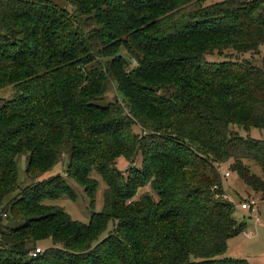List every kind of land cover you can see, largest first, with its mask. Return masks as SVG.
<instances>
[{
  "label": "trees",
  "instance_id": "16d2710c",
  "mask_svg": "<svg viewBox=\"0 0 264 264\" xmlns=\"http://www.w3.org/2000/svg\"><path fill=\"white\" fill-rule=\"evenodd\" d=\"M61 1L0 0V264H249L224 256L245 224L219 166L264 195V141L230 128L264 130V58L206 56L258 52L264 0ZM109 81L123 104H104ZM23 152L32 181L65 157L90 207L99 176L100 212L48 205L75 199L58 174L20 188Z\"/></svg>",
  "mask_w": 264,
  "mask_h": 264
},
{
  "label": "rangeland",
  "instance_id": "374dc122",
  "mask_svg": "<svg viewBox=\"0 0 264 264\" xmlns=\"http://www.w3.org/2000/svg\"><path fill=\"white\" fill-rule=\"evenodd\" d=\"M62 6H65L64 2L61 0H54ZM218 0H212V2H216ZM68 10H71L67 7ZM70 12V11H69ZM85 33L91 32V30L95 27L94 23L88 22L87 25L83 26ZM119 54L126 61L129 68L132 69L134 63L128 57L126 52L123 49L119 50ZM235 58L238 61L248 60L256 65L260 64V61L264 58V45L260 46L258 52L256 53H241L235 54L232 51H225L222 53V56L218 53H213L212 55H207L206 60L211 62H221L226 58ZM105 59H101L100 62L102 64L105 63ZM12 95L11 89H7L2 92L1 97L9 98ZM123 104L122 97L117 93L115 85L112 81H109L107 84V90L103 99L104 104L110 102H116ZM230 128L236 132L240 136H248L255 140L264 141V130L252 128L249 131H244L242 128L237 126H230ZM133 131L135 133H140V128L138 126L133 127ZM63 158V157H62ZM28 153L23 152L19 156L16 157L17 164V182L20 188H25L32 185L33 181L42 180L44 178L49 177L50 175L58 174L60 175L73 190L75 199L72 201L67 197L59 198L58 200H53L47 202L48 205L59 206L63 208L64 212L73 220L83 224H87L89 221V216L92 211L100 212L102 208V194L105 189V184L101 181L99 176H94V178L98 181V189L94 198V205L90 207V202L86 198L83 192V188L77 185L74 181L67 178L65 175V167H66V159L59 158V162L55 166L54 170L49 172L48 175H44L38 177L33 180L29 178L26 174V167L28 164ZM248 164V163H247ZM228 163L222 164L219 166L220 174H221V183L224 190V199L228 200L232 203L234 207V217L237 221L245 224V229L239 235L228 240L226 252L224 254L225 257L231 259H244L249 264H264V195L261 193H255L250 190L247 186L241 182L238 177L234 173H230L228 177H224V173L227 171ZM251 171L260 175V170L251 165ZM130 167V164L127 163L123 158H119L116 162V169L122 174L126 175L127 169ZM134 167L137 170L141 169V163L137 160L134 164ZM215 190V188H213ZM148 191V189L144 188L139 191V193H143ZM253 199L257 201V211L255 213H251L247 210H241L239 205L247 202L248 200ZM255 218L258 219V222L255 221ZM3 225H9L6 220L2 221ZM11 225V224H10ZM111 224L108 226L106 232L102 235L101 238L106 236L107 232L110 230ZM51 242L48 241H40L38 242L36 248L44 251L45 249L51 247Z\"/></svg>",
  "mask_w": 264,
  "mask_h": 264
},
{
  "label": "built area",
  "instance_id": "2783aa9c",
  "mask_svg": "<svg viewBox=\"0 0 264 264\" xmlns=\"http://www.w3.org/2000/svg\"><path fill=\"white\" fill-rule=\"evenodd\" d=\"M229 174H230V172L227 170L223 175H224V177H228ZM239 207H240L241 210H247V211H249L251 213H255L257 211V201L253 200V199H250L247 202H244V203L240 204ZM5 217H6V214L0 212V218L4 219ZM255 221L258 222V219L255 218ZM42 252L43 251L41 249L35 248L33 251H31L28 254V256L30 258H34V257H36V255H38V254H40Z\"/></svg>",
  "mask_w": 264,
  "mask_h": 264
},
{
  "label": "crops",
  "instance_id": "0c3cea01",
  "mask_svg": "<svg viewBox=\"0 0 264 264\" xmlns=\"http://www.w3.org/2000/svg\"><path fill=\"white\" fill-rule=\"evenodd\" d=\"M228 243V242H227Z\"/></svg>",
  "mask_w": 264,
  "mask_h": 264
}]
</instances>
